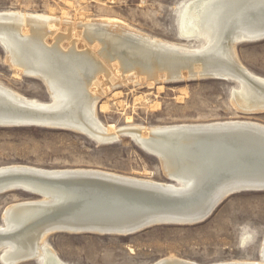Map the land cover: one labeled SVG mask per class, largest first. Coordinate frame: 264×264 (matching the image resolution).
Instances as JSON below:
<instances>
[{
  "label": "bare ground",
  "instance_id": "6f19581e",
  "mask_svg": "<svg viewBox=\"0 0 264 264\" xmlns=\"http://www.w3.org/2000/svg\"><path fill=\"white\" fill-rule=\"evenodd\" d=\"M0 21L4 24L0 27V46L5 49L7 60L24 75L41 80L49 94V100L41 101L26 97L0 82V126L69 130L85 135L97 144L115 142L123 131L142 150L157 155L165 166V173L176 182L156 181L98 168H42L6 164L0 165V171L8 168L48 173L88 171L137 180L170 190L172 196L189 197V203L182 208L185 213L170 217L173 224H195L210 216L206 217L212 203L230 185L223 183L201 194L195 191L196 195L192 190L196 183V169L212 166L223 156L229 155L232 159L226 157V162L218 166L214 173L216 177L219 173L231 171L226 165H233L241 151L248 149V144L239 146L240 143L236 145L238 142H234L236 148L228 153L211 146L190 155L187 148L199 146L190 142L191 137L184 139L181 133L169 131L191 126L246 124L264 129L263 123L226 119L110 128L99 120L96 107L101 95L108 90L107 83L114 85L117 77L114 70L117 68L123 75L138 77L137 74H142L144 78L156 81L226 78L235 86L231 88L230 98L237 109L245 114L264 112V90L253 83L264 86V77L244 66L236 52V45L240 43L264 40V0H184L178 10V33L185 42L198 41L200 44L197 46L150 36L125 26L117 18L72 24L52 13L7 9L0 11ZM101 108H105V105L102 104ZM42 113L54 114L59 118H48V115L44 118L34 117ZM174 156L176 164L173 163ZM182 166L183 169H180ZM176 169L182 170V173L177 174ZM229 173L233 187H254V190L264 187V183L247 184L238 178L252 173L251 170L239 169ZM15 184L38 191L28 184ZM41 192L40 197L16 201L3 209L0 231L8 234V238L0 242L3 264H18L29 257H35L39 264H66L48 244L46 229L49 225L45 224L46 221L42 222V217L70 205V199L62 193ZM20 205L34 207L15 213L14 208ZM262 239L260 260H226L208 264H264V234ZM162 262L201 264L171 255L151 264Z\"/></svg>",
  "mask_w": 264,
  "mask_h": 264
},
{
  "label": "rangeland",
  "instance_id": "374dc122",
  "mask_svg": "<svg viewBox=\"0 0 264 264\" xmlns=\"http://www.w3.org/2000/svg\"><path fill=\"white\" fill-rule=\"evenodd\" d=\"M183 1L0 0V11L52 13L72 24L117 18L125 26L150 36L197 46L198 41L185 42L178 33V10ZM236 52L244 66L264 77V40L240 43ZM114 73V85L107 83L108 90L96 107L99 120L110 128L226 119L264 124V112L245 114L232 104L231 88L235 86L231 82L210 78L156 81L142 74L123 75L117 68ZM0 82L26 97L49 100L43 82L12 66L1 46ZM102 104L105 108H101ZM6 164L98 168L169 182L159 160L126 135L109 144H97L69 130L0 126V165ZM33 198L36 197L21 191L0 194V223L5 206ZM263 234L264 191H253L229 196L207 219L195 224L153 226L129 236L54 233L46 240L66 264H151L169 255L208 264L260 260Z\"/></svg>",
  "mask_w": 264,
  "mask_h": 264
},
{
  "label": "water",
  "instance_id": "95a60500",
  "mask_svg": "<svg viewBox=\"0 0 264 264\" xmlns=\"http://www.w3.org/2000/svg\"><path fill=\"white\" fill-rule=\"evenodd\" d=\"M2 26L4 24L0 21V27ZM3 50L5 51L4 48ZM218 80L226 81V78H218ZM249 80L252 81L251 79ZM253 83L264 90L263 85H259L256 82ZM21 115L25 116L24 113H21ZM45 115L48 114L42 113L34 115V117L44 118ZM48 116V118L53 119L59 118L54 114H49ZM169 132L181 133L184 139L191 137L190 142L199 147H188L186 151L190 155H193L195 151H201L211 146L217 147L218 150H223L224 153H228L232 148H236L233 145L234 142H238L235 143L236 145L240 143L239 146L248 144V149L241 151L233 165H226L231 171L219 173L216 177L214 173V170L218 166L226 162V157L232 159L229 155L223 156L212 166L208 165L196 169L194 174L196 183L192 190L194 192L198 191V194L199 192L201 194L204 190H212L223 183L230 185L225 187L219 197L212 203L206 217L211 215L231 195L247 191L264 190V187L258 188L260 190H254V187H233L230 183L232 182V175L227 174L229 172V174H232L233 171L236 172L239 169L251 170L252 173H247L238 178H241L242 182L247 184L264 183V129L248 124L241 126L211 125L191 126L170 130ZM120 134L124 135L126 133L121 131ZM153 156L159 160L157 155ZM176 161V156H174L173 163L176 164ZM160 164L164 171L165 166L162 162ZM180 169H183V166ZM176 170L177 174L182 173V170ZM165 175L167 180L176 182L173 177L168 176L166 173ZM238 178L237 180H239ZM15 182L28 184L38 189V191L24 189L19 186L20 183L17 185ZM255 189L257 188L255 187ZM46 190L62 193L71 202L65 208L54 213H46L42 217L44 218L42 222L46 221L45 224L49 225L46 229L47 236L54 233L129 236L153 226L173 224L170 219L172 214L185 213L182 208L186 207L189 203L187 202L189 197H185L184 195L181 197L172 196L169 194L171 193L170 190H165L154 184L117 177L113 178L97 172L71 171L48 173L15 168L0 171V194L21 191L31 196L40 197L42 196L41 191ZM33 207L32 205H20L14 209L15 213H18ZM7 238L8 234L0 231V242H3ZM259 257L261 258L260 253ZM26 261H35V257H29L18 264ZM161 264L166 263L162 262Z\"/></svg>",
  "mask_w": 264,
  "mask_h": 264
}]
</instances>
